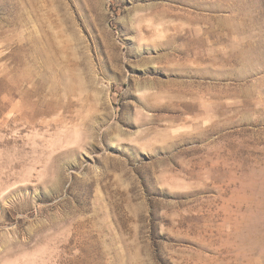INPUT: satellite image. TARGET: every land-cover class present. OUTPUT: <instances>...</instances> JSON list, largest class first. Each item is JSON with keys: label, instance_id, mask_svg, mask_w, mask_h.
Here are the masks:
<instances>
[{"label": "rangeland", "instance_id": "374dc122", "mask_svg": "<svg viewBox=\"0 0 264 264\" xmlns=\"http://www.w3.org/2000/svg\"><path fill=\"white\" fill-rule=\"evenodd\" d=\"M35 1L0 0V264H264V0Z\"/></svg>", "mask_w": 264, "mask_h": 264}, {"label": "bare ground", "instance_id": "6f19581e", "mask_svg": "<svg viewBox=\"0 0 264 264\" xmlns=\"http://www.w3.org/2000/svg\"><path fill=\"white\" fill-rule=\"evenodd\" d=\"M19 4H21V6L19 7L20 11L18 12L19 13V15H18L19 17L20 16L23 17V15H24V11L23 10H24V8L26 6L29 7L30 9H33V11L36 8V1L35 0H20ZM44 4H45V2H44ZM27 18H29V16ZM41 21H43V20H41ZM42 25H44V24H42ZM42 25H41V28H42ZM45 28H47V27H45ZM44 32H45V34H43L44 35V37H43L44 39L42 41H39V40H35L34 41L33 40V44H31L30 46L26 47L25 50H24V51H27V53L25 54V57H26L27 61L31 62L33 64V66H32L33 69H34L33 75L35 76V80L32 81L33 86H31V88L25 87L26 91L22 92V94H26L27 97H28V99L26 101L22 100V102L25 103V104L29 103L30 105H35L36 103H39L40 105L43 106L45 104V100H46L45 98L48 95H50L46 91V88H45L46 86H45V83H43V81H42L40 86L34 87L35 82L38 81V80H36V78L40 75V73L44 74V76H47V80L51 79V77H52L51 73H56L58 71H60V75H61L62 78H63V76H65L64 75L65 74V68H66V65L64 66L65 62H64L62 56L60 55L61 56L60 57L59 55H57L58 52L56 50L54 51V47H53L52 43L50 42V38H49V36L47 34L48 32L47 31H44ZM59 54H60V52H59ZM57 56H59V57H57ZM34 88H35V90H33ZM22 90H23V88H22ZM8 91H9V94L11 96H15L16 94L20 93L18 91L17 87L10 88V89H8ZM33 96L37 97V100H33L31 98ZM21 106H22V103H21ZM5 108H6L5 105L0 106V114H2V112L4 111ZM10 111L11 112L20 111V113H18L17 115H15V116H13L11 118L12 119L11 121H16V120L19 119L20 116L22 118V116L24 114L28 113V112H25L26 110L24 111L23 109H20L18 105L17 106L12 105V109ZM29 111H31V110H29ZM24 116H28V115H24ZM26 120H27V122L30 123V118H27Z\"/></svg>", "mask_w": 264, "mask_h": 264}]
</instances>
